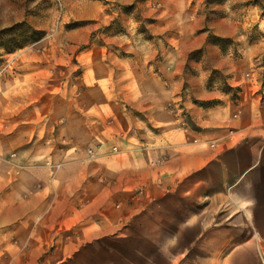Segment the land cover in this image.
Listing matches in <instances>:
<instances>
[{"label":"crops","instance_id":"0c3cea01","mask_svg":"<svg viewBox=\"0 0 264 264\" xmlns=\"http://www.w3.org/2000/svg\"><path fill=\"white\" fill-rule=\"evenodd\" d=\"M66 1L70 16L88 21L74 30L82 39H70L69 46L87 41L106 1L124 6L138 2ZM150 2L139 4L141 15L151 20L148 29L162 34L159 40L144 41L153 55L138 54L136 49L144 45L139 41L127 42L130 50L124 52L130 54L119 55L121 44L92 40L78 55L76 82L65 89L83 97L82 105L60 108L59 73L53 70L58 61L50 62L43 83L34 79V65L46 68L47 59L24 65L32 83L23 87L21 79L18 86L11 81L20 95L34 89L43 106L34 119L28 118L20 101L23 117L0 122V229L7 223L24 225L22 232L33 237L38 226L32 224L38 222L50 226L44 238H53L62 207L74 232L81 234L92 223L133 222L145 214L141 211L149 214L155 208L169 216L163 223H197L199 219L188 217L186 202L203 199L209 175L237 181L264 171V1L240 16L227 7L208 18L191 0H162L161 8H151ZM64 75L69 81L70 73ZM178 115L186 119L185 132L175 130ZM224 123L240 134L206 130ZM32 138L33 148H26ZM59 138L68 144L62 153L68 163L62 166L53 145ZM87 144H99L98 152L104 153L99 159L112 155L109 169L88 167L82 148ZM112 145L119 151L105 154ZM13 150L19 170L8 160ZM110 177L114 183L108 182ZM44 212L49 218L39 220ZM243 222L250 223V217Z\"/></svg>","mask_w":264,"mask_h":264},{"label":"rangeland","instance_id":"374dc122","mask_svg":"<svg viewBox=\"0 0 264 264\" xmlns=\"http://www.w3.org/2000/svg\"><path fill=\"white\" fill-rule=\"evenodd\" d=\"M144 1L138 0L127 6L106 1L102 16L95 20L96 29L87 41L69 46L70 39L80 38L74 30L88 21L75 20L70 16L68 1L0 0V122L23 117L18 112L20 101L24 107L23 114L28 118L34 119L43 106L34 89L29 88L20 95L10 85L11 81H15L18 86L19 79L23 87L26 81L30 82L25 64L47 59L46 68L34 65L37 74L33 77L40 82L43 75H49L50 62L58 61L53 70L59 73L60 108L67 105L76 108L84 103L83 97L69 94L68 87L76 82L78 55L90 46L92 40H103L113 47L115 42L121 44L119 55L130 54L124 52L130 50L125 47L127 42L135 44L139 41L144 45L136 49L138 54L153 55V52L148 53L153 49H149L144 41L159 40L162 34L148 29L151 20L141 15L140 5ZM150 1L151 8L162 7V0ZM262 1L191 0V5L197 3L200 14L208 18L221 15L227 7L240 16L248 6H262ZM66 72L71 75L69 81L65 78ZM10 94L12 100H9ZM79 100L80 103H77ZM182 118L186 126V119ZM177 119L175 130L185 132L186 129L179 128ZM58 120L61 122L62 117ZM206 130L230 137L240 134L235 127L225 123L207 127ZM142 131L147 134L145 129ZM34 144L35 139L32 138L26 148H33ZM53 145L59 151V166L67 164L68 159L62 153L68 144L59 138ZM98 147L99 144H87L82 148L88 167L102 172V166L106 165L109 169L114 160L112 155L99 159L104 153L100 154ZM118 151V146L112 145L105 154ZM15 157L16 151L8 153V160L19 170L21 163L12 160ZM213 172L219 174L218 171ZM261 172L260 175L246 173L245 180L244 176H240L236 177L237 181L209 175V190L203 193V199L186 202L188 217H196L199 219L197 223H163L169 216L161 214L164 209L155 208L149 214L147 210L141 211L145 214L139 213L133 222L101 226L92 223L91 228L81 234L74 232V226L65 215L68 210L62 207L56 216L58 223L52 227L53 238H44L46 227H50L47 224H32V228L38 226V233H33V237H29L30 232H22L24 225L21 228L19 225L4 224L0 229V264H264V171ZM108 182L114 183V178H108ZM233 182L235 185L231 186ZM138 184L141 186L140 182ZM45 214L39 220L48 219L43 217ZM248 216L251 222L244 223L243 219ZM12 228L19 231L10 232ZM22 235L27 237L22 238ZM34 249L39 250L37 255L33 254Z\"/></svg>","mask_w":264,"mask_h":264},{"label":"built area","instance_id":"2783aa9c","mask_svg":"<svg viewBox=\"0 0 264 264\" xmlns=\"http://www.w3.org/2000/svg\"><path fill=\"white\" fill-rule=\"evenodd\" d=\"M180 116V115H179ZM178 122H179V128H183V129H186V126H185V121L183 120L182 116L178 117ZM232 132V131H231Z\"/></svg>","mask_w":264,"mask_h":264}]
</instances>
